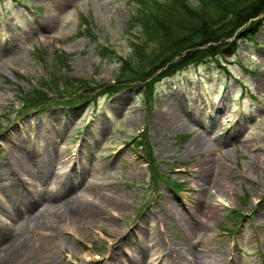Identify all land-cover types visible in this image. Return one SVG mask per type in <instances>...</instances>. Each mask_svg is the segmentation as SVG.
Instances as JSON below:
<instances>
[{
  "label": "rangeland",
  "instance_id": "1",
  "mask_svg": "<svg viewBox=\"0 0 264 264\" xmlns=\"http://www.w3.org/2000/svg\"><path fill=\"white\" fill-rule=\"evenodd\" d=\"M136 2L0 0V161L19 136L53 158V172L74 158L72 192L88 211L73 224L47 208L37 229L26 219L9 228L46 238L50 264H117L118 256L133 264L132 254L144 264H264V23L219 62L154 81V59L141 56L159 44L134 24ZM126 60L136 70L123 77L139 78L118 81ZM66 79L95 89H47ZM40 85L44 105H23ZM110 87L117 90L100 93ZM177 105L180 117L197 120L154 123L159 108ZM198 135L203 144L191 150ZM112 195L127 201L123 208L106 202ZM138 227L140 250L131 242Z\"/></svg>",
  "mask_w": 264,
  "mask_h": 264
},
{
  "label": "trees",
  "instance_id": "2",
  "mask_svg": "<svg viewBox=\"0 0 264 264\" xmlns=\"http://www.w3.org/2000/svg\"><path fill=\"white\" fill-rule=\"evenodd\" d=\"M136 1L134 24L140 25L146 36L154 35L159 44L156 53L141 56L145 57V61L141 60L144 62L154 59L151 66L155 67L152 71L159 69L154 81L172 76L188 65H199L209 59L219 62L217 55H222L228 49H236L240 39L250 40L258 26L264 23V0H197L196 5L187 3V0ZM130 67V61H123L120 66L122 77L136 70ZM123 78L118 81L132 79ZM86 81L67 80L60 90L57 87L59 83H50L47 89L57 92L73 89L81 90L82 94L93 93L95 88ZM110 88L99 92L110 94L117 90ZM46 100L43 85H40L31 93L24 94L21 103L35 108L43 106ZM80 101L82 100L75 102Z\"/></svg>",
  "mask_w": 264,
  "mask_h": 264
},
{
  "label": "bare ground",
  "instance_id": "3",
  "mask_svg": "<svg viewBox=\"0 0 264 264\" xmlns=\"http://www.w3.org/2000/svg\"><path fill=\"white\" fill-rule=\"evenodd\" d=\"M175 111L177 115L174 113ZM179 113L181 112L178 105L175 106V110L159 108L156 113L158 117L154 123L158 122L162 126H189L197 120L195 115L186 113L185 117H180ZM41 128H44V124ZM38 132L42 134L44 130L38 129ZM54 132L60 133L59 130ZM15 139H18V142L15 143L13 140L10 143L8 155L0 161V264H50L53 259V255L50 253L52 245L46 238L15 236L9 228V224L26 219L33 224V228L37 229L39 225L43 224L41 213L47 208L50 211L60 209L61 220L80 224L88 211L83 207H78L77 196L72 192L75 184L71 175L75 177L74 171L77 165L74 158L68 156L62 161L64 165L68 166V169L62 172H53L52 157L47 160L39 148L25 146L21 136ZM202 139L201 135L196 136L191 143V150L199 149L203 144ZM62 159V156L55 158L56 161ZM84 189L89 192L90 187L85 186ZM111 197L106 202L113 204L115 208H123L127 203V201L121 200V195H112ZM68 206L77 208L76 214L69 215V210L66 208ZM1 215L9 218V221H5ZM199 227L202 229L201 226ZM137 231L138 234L133 237L131 242L136 249L140 250L141 245H144L142 241H138L139 233L143 231L142 227H138ZM138 255H142L141 251L138 252ZM166 255L167 253L164 254V256ZM134 256V254L131 255L133 264H144L143 261L138 262ZM182 257L186 261L190 260L186 255ZM114 261L117 264H131L120 256L115 257ZM163 264L169 263L166 261Z\"/></svg>",
  "mask_w": 264,
  "mask_h": 264
}]
</instances>
